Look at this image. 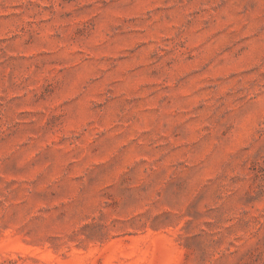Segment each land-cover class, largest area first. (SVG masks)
<instances>
[{"label": "rangeland", "instance_id": "rangeland-1", "mask_svg": "<svg viewBox=\"0 0 264 264\" xmlns=\"http://www.w3.org/2000/svg\"><path fill=\"white\" fill-rule=\"evenodd\" d=\"M0 264H264V0H0Z\"/></svg>", "mask_w": 264, "mask_h": 264}]
</instances>
